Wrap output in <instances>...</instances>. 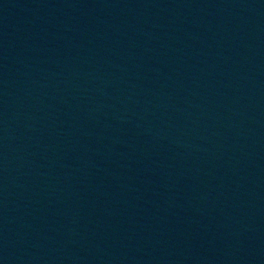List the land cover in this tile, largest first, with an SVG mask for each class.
I'll use <instances>...</instances> for the list:
<instances>
[{
	"label": "water",
	"instance_id": "obj_1",
	"mask_svg": "<svg viewBox=\"0 0 264 264\" xmlns=\"http://www.w3.org/2000/svg\"><path fill=\"white\" fill-rule=\"evenodd\" d=\"M0 264H264V0H0Z\"/></svg>",
	"mask_w": 264,
	"mask_h": 264
}]
</instances>
